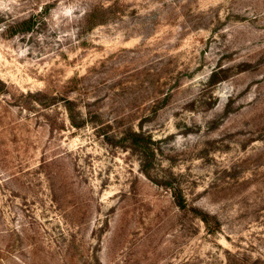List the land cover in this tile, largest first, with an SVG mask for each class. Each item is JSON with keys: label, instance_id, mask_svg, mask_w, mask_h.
<instances>
[{"label": "rangeland", "instance_id": "1", "mask_svg": "<svg viewBox=\"0 0 264 264\" xmlns=\"http://www.w3.org/2000/svg\"><path fill=\"white\" fill-rule=\"evenodd\" d=\"M0 264H264V0H0Z\"/></svg>", "mask_w": 264, "mask_h": 264}]
</instances>
